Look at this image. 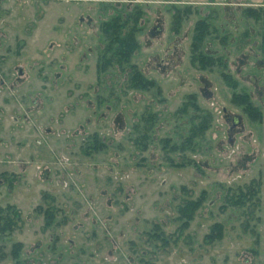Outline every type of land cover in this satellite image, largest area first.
Returning <instances> with one entry per match:
<instances>
[{"label": "rangeland", "instance_id": "rangeland-1", "mask_svg": "<svg viewBox=\"0 0 264 264\" xmlns=\"http://www.w3.org/2000/svg\"><path fill=\"white\" fill-rule=\"evenodd\" d=\"M136 14L139 48L102 69L104 24ZM134 68L154 86L133 88ZM0 207L1 225L19 213L0 264H264V6L0 0Z\"/></svg>", "mask_w": 264, "mask_h": 264}, {"label": "trees", "instance_id": "trees-1", "mask_svg": "<svg viewBox=\"0 0 264 264\" xmlns=\"http://www.w3.org/2000/svg\"><path fill=\"white\" fill-rule=\"evenodd\" d=\"M260 10V9H259ZM189 8L183 11H178V14L175 18L176 23L181 24L183 20V15L186 13H189ZM260 12H257L253 8H246L244 10V14L246 16L253 17L255 19L260 18ZM139 20V16L136 14L134 16V24L132 27L128 28L130 22L129 19L123 21L121 17H114L109 22H106L104 24V32L107 35L108 43L105 47L103 56H102V69H106L107 67L113 65V64H119L123 66L124 64L128 63L130 61V58L134 51L139 48V42L136 39V23ZM128 28V31H124ZM212 24L208 19H201L197 21L193 36V50L195 52H198L194 55V61L198 62L200 64V67L202 68H209L217 64V58H214L213 56L206 55L202 52H200L201 45L203 44L204 40L207 38V36L213 31L212 30ZM222 62V61H220ZM130 83L133 88L137 89H147L149 87L154 86V82L152 80L147 79L137 68H134L131 77H130ZM247 109L249 112L253 113L254 106H252V103L247 101ZM258 113V112H257ZM260 112L257 114L259 115ZM212 115L209 114V116H205L203 118V121L199 128L201 130L207 128L209 126V123L212 121ZM175 147V146H174ZM175 149H177L175 147ZM245 196V194H242ZM203 202L202 196L196 200H189L187 203L179 207L178 210V219L182 222L181 227L182 229H186L189 225V222L193 219V216L196 212V210L200 207V205ZM10 209L7 208V212ZM3 208L0 207V215L4 213ZM12 213H15L14 218H11L9 213L4 218L5 221L1 225L0 224V232L5 233L6 231L12 229L16 223L17 219H19V213L14 210ZM51 219L53 218L52 214H49ZM16 219V220H15ZM51 219H48V222L46 225H49L51 223ZM216 229L218 230V235H220V231L222 230V227L220 225L216 226ZM216 230V231H217ZM20 249L15 250V253L17 256Z\"/></svg>", "mask_w": 264, "mask_h": 264}, {"label": "flooded vegetation", "instance_id": "flooded-vegetation-1", "mask_svg": "<svg viewBox=\"0 0 264 264\" xmlns=\"http://www.w3.org/2000/svg\"><path fill=\"white\" fill-rule=\"evenodd\" d=\"M210 86V85H209ZM209 86L207 87L209 89ZM236 115L238 114H230V113H226V120L227 122H229V125L231 126V135L234 133V131L238 128L243 126L242 122L236 124Z\"/></svg>", "mask_w": 264, "mask_h": 264}, {"label": "crops", "instance_id": "crops-1", "mask_svg": "<svg viewBox=\"0 0 264 264\" xmlns=\"http://www.w3.org/2000/svg\"><path fill=\"white\" fill-rule=\"evenodd\" d=\"M201 2L205 1H211V0H200ZM212 1H218V2H226V1H231V2H236L237 0H212ZM243 2L248 3L249 5L253 6H264V0H243Z\"/></svg>", "mask_w": 264, "mask_h": 264}, {"label": "water", "instance_id": "water-1", "mask_svg": "<svg viewBox=\"0 0 264 264\" xmlns=\"http://www.w3.org/2000/svg\"><path fill=\"white\" fill-rule=\"evenodd\" d=\"M162 28L160 26H156V28L152 31V34H155L156 31H161ZM207 82V81H206ZM210 85L209 82H207L206 88ZM236 124L241 123L242 122V116L241 115H236Z\"/></svg>", "mask_w": 264, "mask_h": 264}]
</instances>
